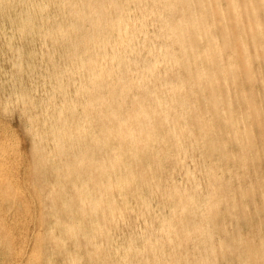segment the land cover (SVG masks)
<instances>
[{"label":"bare ground","instance_id":"obj_1","mask_svg":"<svg viewBox=\"0 0 264 264\" xmlns=\"http://www.w3.org/2000/svg\"><path fill=\"white\" fill-rule=\"evenodd\" d=\"M14 1L24 5L23 11L19 10L20 13L15 16L19 36L37 33L41 41L45 42L46 38H50L52 43L60 42V47L67 44L66 48L63 47L64 50L60 52L57 50L58 56L66 59V61L62 60L64 62L62 73L65 79L61 78L56 70L52 72L53 84L65 88V91H58V95L56 94L60 104L53 103L54 99L50 100L48 93L54 95L56 91L47 87L44 94H48L49 97H44L45 106L42 108V114L38 113L39 122L34 127L37 136L35 145L40 146L43 138L51 140L49 146H45V152L36 158L43 166L54 172H60V183L64 182L66 185L65 188L60 187L56 190L50 186L49 197H58L59 208L67 212L68 209H71V212L77 210L75 216L81 217L80 220L85 223L84 227L87 230L84 232V228L83 231L81 229L80 232L85 234L79 236H91L94 240V234L104 228L106 222H112L115 218L118 222V218L123 217L126 211V209L119 211L121 208L114 209L115 202L117 203L115 195L117 197L121 195V205H125L128 201L131 204V198L139 202V212L138 209L136 211L138 213L132 212L137 218L144 219L148 212V203L141 190L147 188L155 195H159L162 200L161 206L169 210L168 216L155 219L154 233H158L161 239L156 234H154L156 237L152 235L147 238V233H142L147 239L145 243L140 242L142 244L136 247L132 246L133 241L132 244L128 241L127 244L123 243L124 245L114 244L112 256L117 257L118 264H213L216 260V248L213 246V235L210 231L212 227L214 230V227L219 226L216 206L225 199V193L220 190L214 191L210 184L211 176L207 174L206 188L201 190L205 191V195L202 196L203 193L199 191L202 195L201 198L198 197L199 193L195 194L199 188L196 185L197 181L192 179L189 168L183 166L184 156L191 149H195L192 146L188 118L191 115L199 116L198 104L192 101L191 97L195 93L194 89L201 91L206 88L212 100L207 102V106L216 107L218 90L211 86L216 74L219 73L220 78L232 76L237 65L249 73L250 63L244 60L237 61L230 56L226 64L221 60L214 62L212 67L208 68L211 73H207L199 65L202 64L201 59H204L208 65L212 63L208 51L209 48L214 47L213 38L208 39L206 45L196 52H202L201 54L191 57L188 49L198 39L205 37L198 28V17L207 16L209 13L217 15V18L212 19L209 24L217 23L219 16L231 24V28L220 30L229 40H233L237 35L250 38L253 34L261 32L264 25L259 17H256V13L263 8L262 0H226L229 19L219 8L220 0H194V4L190 0H0V6L8 2L11 5ZM20 7L22 9V6ZM196 8L201 10L199 15ZM37 14L39 17H35ZM205 24L206 22L203 23ZM242 44V41L235 39L217 48L232 54ZM178 52L182 53L181 58H177ZM212 55L216 57L218 52H213ZM193 70L195 72H192ZM191 73L194 74L193 79L190 78ZM240 73L241 71L237 72ZM74 75L79 79H73ZM70 90H73L71 92L74 94L78 92V95L67 98L69 96L66 97V92ZM17 98L19 102L31 105L34 110V103L30 100L26 102L23 94ZM28 117L33 119L34 116L29 114ZM198 136L202 138L203 132ZM170 151L175 155V171L177 168L183 169L186 182L189 183L185 188L181 185L184 188L183 192L180 190L181 187L176 185L166 184L160 189L157 184L158 179L155 181L146 179V173L153 174L151 173L153 170L156 172L157 164L160 165L163 161L166 164L168 161L166 155ZM144 157L146 159L155 157L156 167L151 165L154 164L151 158V164L148 165ZM142 159L146 164L142 163ZM54 161L58 166L54 165ZM161 166L163 167V164ZM159 167L158 169H162ZM2 170L3 168L0 169V200L11 199L12 194L19 191L10 185H3L5 174ZM167 171L166 180L169 177ZM158 176L157 173V178L160 179L161 176ZM161 178H164V175ZM160 180L164 181V179ZM40 190L41 186L33 195L39 200H41ZM125 190L127 192H124ZM68 191L71 194L65 198L64 194ZM128 191H130L129 195L126 194ZM126 195L131 197L130 200ZM50 212V209L43 210L44 217L51 214ZM65 212L62 215L68 214ZM73 213L74 211L72 217ZM9 217L8 220H11ZM60 217H55L58 220L53 219L52 227L44 233L50 243L57 245L56 247L60 240L57 238L58 241L54 240L52 235L54 230L65 233L66 238H75L76 232L79 234L77 230L82 227L79 224H77L79 227L71 225L70 220H73L71 217L69 220L65 216L63 220ZM84 217H87V222L82 219ZM144 223L145 228L152 226V223L146 222V218ZM104 229L100 230V237L108 239L110 236L109 232L107 234V226ZM62 238L65 237L62 235ZM139 238L143 239L141 236ZM36 239L38 242L37 236ZM173 239L176 244L170 245ZM230 240V244L224 243L223 246L219 244L217 247L220 257L228 251L234 256L237 264H250V262L254 264L255 261L263 260L264 249L249 244L242 245L245 247L242 249L240 247L242 240L233 238ZM82 241L89 242V240ZM186 242L190 243L188 250H184L186 247L182 248ZM80 244L83 246V242ZM93 245L87 248H85L87 245L83 246L84 253L71 251L82 254V257L83 254L86 257L92 254L98 259L102 251L99 252L95 248L97 245ZM164 245L170 246V249L162 251ZM108 248L111 254L112 248L109 245ZM189 250L193 253L188 254ZM68 252L72 253L70 250ZM38 253L37 251L32 253L31 258L26 260L35 264L44 256L41 255L43 251L38 259ZM142 254L146 255V259L142 262H134ZM112 256L109 259L114 261L115 257L111 259ZM96 257L89 259L92 261ZM74 261L68 260L66 264H76ZM109 262L112 264V261Z\"/></svg>","mask_w":264,"mask_h":264},{"label":"rangeland","instance_id":"obj_2","mask_svg":"<svg viewBox=\"0 0 264 264\" xmlns=\"http://www.w3.org/2000/svg\"><path fill=\"white\" fill-rule=\"evenodd\" d=\"M190 2L194 4V0H190ZM9 3L10 2L3 3V5L0 6V169L3 168L2 171H4L5 174V178L2 180L3 185L15 187L19 192L13 193L11 199L5 198L4 200L2 199L3 201L0 200V264H26L25 262H27V264H32L26 259L31 258V254L36 251L37 253L40 251L38 253L39 255L37 254L38 259H40L39 257H41V255H44L42 257H45V259L41 257L40 260L37 259L38 261L35 264H42L43 261H45L44 264H50L51 262V264H66L68 260L73 259L74 261L79 257L83 260L79 258L77 262H75V260L74 263L111 264L109 261H112V264H118L119 260H117V257L112 256L113 245H121V243L124 245L126 241L132 244L133 241L132 246L136 247L137 245L142 244L140 242L144 241L145 243L146 239L154 234L160 238L161 236L158 233H154L156 227L155 219L168 216L169 210L167 207L161 206L162 200L159 198V195H155L147 188H142L141 194L145 197L148 203V212L145 215L146 222L152 223V226H154L152 227L150 225L151 227H147V229L144 226L146 225L144 223L145 218H137L135 214L140 210L138 209V207L140 208V203L133 201V198L130 196L127 197L126 195L128 200L131 198V204L128 201V203H126L128 206L126 204L121 205V195H118L119 197L115 195V201H117V203L115 202L116 205H114V207H116L114 209L118 208L117 210H119L121 208L119 211H125V209L126 211L124 212L125 216L123 215V217L118 218V222L117 218L113 219L114 222L112 220L113 223L116 222L115 225L111 221H109L111 222V225L109 222H106L104 228L107 226V234L109 232L108 235L110 237L107 236L110 239L108 237V239L100 237V230L104 228L99 229L98 232L94 234V240L91 239V236H79L85 234L84 232H87V230H85L86 228L84 227L85 223L80 220L81 217H77L78 220H80L78 222L75 216L77 210H73L74 215L72 217L71 215L73 211L71 212V209H68L67 212L64 209L59 208L58 197H49L48 192L50 186L54 190L60 187L65 188L66 186L64 182L60 183V172H54L50 168L43 166L41 161L36 158L40 157L42 152H45L44 148L49 146L51 140L43 138L40 146L34 144V141L37 138L34 127L36 123L39 122L38 113L42 114V108L45 106V103L43 102V100H45L44 97L48 98L50 96V100L54 99L52 100L53 103L56 102L60 104V99L57 96L58 91H65L64 87L59 88L56 84H53L52 72L53 70H56L59 76L65 79L62 71L64 68L63 61H66V59L60 58L57 50L59 52L60 50H64L67 44H63L60 47V42L52 43L50 38H46L45 42L41 41L39 40L41 38L37 36V33L31 35L23 34L22 37L19 36L15 16H17L20 11H23L24 5L22 3H16V1L11 5ZM219 3L220 10L224 12L228 18L226 0H220ZM262 3L263 8L256 13V17H259V20L264 25V0H262ZM20 6H22V9ZM196 9L197 15H199L201 10L198 8ZM35 17H39V14ZM216 18L217 15L215 13H209L207 16L198 17V28L205 37L198 39L195 44L188 49L190 56L192 57L193 55L201 54L202 52H196L206 45L208 39L213 38L214 47L209 48L208 51L212 63L208 65L204 59H201L202 64L199 65V67L203 68L205 72L211 73L208 68L212 67L214 62L221 60L225 61L226 64L228 58L232 56L236 58L237 61L244 60L249 62V73L246 72L244 68L237 65L234 68L235 74L232 76L220 78L219 73L216 74V79L211 84L213 88L218 90L217 98L215 100L216 107H212V105L207 106V102L211 100V97L208 96L210 93L208 89L205 88L201 91L194 89L195 93H193L191 99L198 104L199 116H189L188 123L191 126V141L192 146L195 147V149H191L186 156H184L185 161L183 159V166L189 168L191 176H193L192 179L195 180V182L197 181L196 185L199 188L201 187V189L197 188L195 191V194H197V192L199 193L197 194L198 197L201 198V193H203L202 196L205 195V191H202L206 188L207 174L211 176L210 184L214 191L220 190L225 193V199L221 200L216 206L218 212L217 223L219 226H217V228L214 227V230L212 227L210 231L213 235V246L216 248V260L213 264H237L234 256H232L231 253H228V251H226L227 253H224L222 257L219 256L217 250L219 244L220 246H223L224 243L230 244V238H233L235 240H242L240 246L242 249L245 248L242 245L247 244L264 249V29L259 33L253 34L250 38L244 35H237L233 40L238 39L242 41L243 44L236 48L232 54H228L217 47L233 41L224 37L222 31H220L224 28H231V24L228 23V20H222L220 16L217 23L209 24L212 19ZM204 22H206L205 25H203ZM213 52H218V55L213 57ZM181 57L182 53L178 52L177 58ZM239 71H241V73L237 74ZM192 72L195 71L193 70ZM77 77V75H74L73 79H79V77ZM193 77L194 74L191 73L190 78L193 79ZM47 87H51L56 93L52 95V93H48L47 91L49 96L48 94L45 95L44 91ZM71 91L73 90L66 92V97L69 96L67 98L78 95V92H75L74 94V92ZM21 94L25 97L26 102L30 100L34 103V110L28 103L23 104L18 101L17 96H21ZM29 114L34 116L33 119L28 117ZM200 132H203L202 138L198 136ZM168 153L169 154L166 155V159L168 160L166 164H164V161L162 162L163 167L161 166V163L160 165L157 164V166H160L159 168L162 169H158V167L155 166V157H148L149 159H146L145 157L143 158L148 162V165L151 164L150 160L152 159L154 164L151 165L156 167L155 170L158 175L161 177L164 175V178L160 177V179H164V181L162 180L161 182V180L157 178V173L153 170L151 172L153 174L146 173V179H152V181L158 179V181H156L160 189L164 188V185L166 184L167 186L176 185L177 187L180 186V190L183 192V189L189 185V183L186 182L183 169L177 168L175 171V155L173 151ZM169 159L171 161H169ZM145 161L143 160L142 163L144 164ZM54 165H56L55 161ZM169 169H171V171ZM166 171L168 172L167 176L171 177H167L168 181L166 180ZM159 172L162 173L159 174ZM154 174H156L155 178H153ZM181 179L184 180L182 181ZM170 180L171 182H169ZM66 181L68 182L67 178ZM181 185H184V188ZM40 186L41 190L39 194L41 200L36 199L37 197L35 198V196H33ZM199 191H201V193ZM124 192L127 191L125 190ZM68 194H71V192H65V198L66 196H70ZM126 194L129 195L130 191ZM15 203L16 205H14ZM135 203L138 204L136 205ZM7 207L11 209H9L10 213ZM23 207H26L28 212L27 210L25 211L26 208ZM46 209H50L51 214L44 217L43 210ZM137 209L138 212H136ZM63 211H66L65 213L68 214L62 215V213H64ZM132 211L135 213L133 214ZM23 214L25 215L23 216ZM12 216L14 217L12 218ZM59 216L62 217H60L62 220L64 216L68 220L71 217L73 219L70 220V222L72 221L70 223L71 225L73 224L76 227H79L80 225L82 227H79L77 230L79 231V234L76 232L74 236L75 238L78 237L76 239L73 237L66 238V236H64L65 233H62L61 231L56 232L57 230H54V234H52L54 240H60H57L58 247H56L57 245L55 246L50 243L44 233L52 227L54 220H58L55 219V217L57 218ZM131 216H134V218ZM7 217L11 220H8ZM124 217L126 219H124ZM84 218L82 219L87 222V217ZM135 218L138 220H135ZM193 221L194 220H192L191 223H193ZM83 228L84 232L81 233L80 231L81 229L83 231ZM111 228H113V230ZM116 228L118 230H116ZM120 228L122 230H120ZM133 228L134 231H132ZM151 228H154L153 231ZM118 231L123 232H119L118 234ZM149 232H152V234L150 233V235ZM142 233H147L148 237L146 235L142 236ZM35 235L38 238V242ZM57 235L60 238H58ZM62 235L65 238H62ZM139 235L143 237L144 240L139 238ZM156 235L153 237H156ZM121 237L123 239H121ZM126 238H128V240ZM74 239L76 241L89 240V242L82 241L84 247L87 245L85 248L92 247L93 243V246H95V244L98 246L99 244L98 247H101L98 248L95 246V248H97L99 252L102 251L100 253L101 258L99 256L97 259V257L92 254H88L87 257L84 254V257H82V254L80 253L76 254L74 251L82 253L85 248L80 244L82 242H76ZM69 241L73 243V246ZM116 241L119 242L117 243ZM169 244H176V242H174L173 239ZM108 245L112 248L111 254L109 253ZM78 247H80L79 251ZM188 247H190V243L187 242L182 246V248H185L184 250H188ZM163 248L164 250L162 251H165L166 249L168 250V248L170 249V246L164 245L162 249ZM234 248L237 249L235 245ZM69 250L72 253H69ZM43 251L47 254V259L49 258L50 260L46 259ZM191 253H193V251L189 250L188 254ZM70 254L71 256H69ZM110 256H112L111 259H114L115 257V263L113 260L109 259ZM145 256V254L140 255L134 262H142L146 259ZM90 257L93 259L96 257L97 263L95 262L96 259L93 260L91 258V261L89 259ZM103 258L108 259L109 261H106L105 259L104 261ZM262 263H264V258L263 260L255 261L254 264Z\"/></svg>","mask_w":264,"mask_h":264}]
</instances>
